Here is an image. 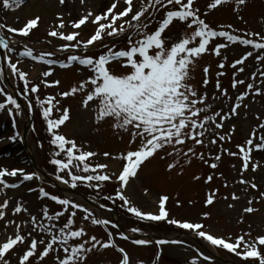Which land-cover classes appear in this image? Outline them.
Segmentation results:
<instances>
[{
    "label": "rangeland",
    "instance_id": "obj_1",
    "mask_svg": "<svg viewBox=\"0 0 264 264\" xmlns=\"http://www.w3.org/2000/svg\"><path fill=\"white\" fill-rule=\"evenodd\" d=\"M149 0H134L136 9L139 10L142 4L146 5ZM211 0H196L195 7L201 10V18L205 19L207 23L214 29L220 30L221 25H233L236 30L234 34L243 35L245 32L251 34L259 32L264 34V0H246V4L237 6L236 0H229L228 3L222 4L215 10H209L208 4ZM113 0H65V4L61 5L59 0H23L19 8L11 10L4 9L0 4V24L8 27H15L17 29L23 28L26 22L40 17L39 25L34 32L32 31L28 37H23L18 34L7 32V28L2 29V34L13 51L6 50V56L12 63H17V67L28 73L29 88L26 90L24 82L20 80L19 76L12 72L8 62V77L15 86L24 104L32 114V123L30 122L25 111L20 107L16 109L15 106L7 105L4 110H0V140L6 136L7 133L17 134L23 138L24 129L30 124L28 131L27 143L33 156V162L46 174L50 175L53 180L64 189L72 188L70 184L66 185L60 180L56 179L57 175L63 176L64 179H70L67 172L59 173L57 166L51 163L52 159H66L62 153L60 157H56L54 153L58 151L56 146L50 143L52 137L47 130V123L43 117V107L37 102L39 100H46L50 96H55L58 101V108L53 110V117L58 118L60 115L59 109L70 108V120L60 128V133L69 139H73L78 145L82 146L86 151H94L99 155L91 159L93 165L97 163H106L109 165V174L118 175L122 170L123 161L114 159L120 153L127 150L135 149L136 144L130 145V137L127 133L115 131L110 123H101L97 125L94 120V115L91 110H86L81 106V100L84 93H78L76 96L62 97L59 93L69 91L71 87L77 86L81 81L85 80L91 73L82 66L74 63L69 69H62L59 66H49L40 61H34L30 57H23L20 55L25 50V45L32 47L34 55H40L44 52H54L58 57H46L56 62H67L68 57L75 55H90L98 57L107 51L102 44H97L90 48L87 53L81 50L71 48L68 51H60V47L65 43L58 38H53L48 35V32L53 30V25H58L62 17L68 27L64 29L66 33H71L74 29L71 28V22L78 20L86 15L89 11L100 14L104 12ZM123 0H121L118 9L123 7ZM168 9L160 6H155L149 10L147 16L149 17L150 28L149 31H154L159 22L165 16ZM207 13V15H204ZM243 17V19H241ZM144 18H142L143 20ZM94 25L90 22L86 23L80 31V39H84L94 31ZM190 31V30H189ZM185 32V25L174 22L164 33L165 37L170 42L178 41ZM33 34V35H32ZM127 34L116 38H105L104 44L109 45L113 49L119 50L127 46ZM73 44L75 42H72ZM218 43H227L223 38H216L209 47H214ZM248 51H253V56L250 57L243 65L244 71L241 73L237 69H233L231 65L235 60L243 57ZM67 53L69 56L65 59L62 55ZM259 54H264L261 52ZM258 53L250 46H244L239 43L229 44L226 49L221 50V56L217 57L209 52L204 54L196 62L194 70L191 72L192 79L190 83L196 87L200 93H207V103L211 105V110L207 115H212L215 112H221V115L230 113L232 107L239 101L237 97L247 91L246 85L254 83L257 87L264 91V84H261L260 72L264 71V63L257 61ZM227 60H224V57ZM224 63L225 67L220 68L219 64ZM117 68L116 64L112 65ZM209 68L207 76L203 69ZM50 71L51 75L43 77V72ZM220 73H224L220 75ZM253 73L256 74V79L253 80ZM207 78L208 84L204 85V80ZM233 78L244 80L245 84L237 85L235 89L232 88ZM47 80L49 84L53 81L59 80L58 86H46L43 81ZM219 81L221 89L217 90L216 84ZM40 85L38 93L31 92V87ZM0 88L4 91L0 93V103H6V95H11L10 90L4 83L2 68L0 64ZM227 90L228 96L222 95L223 90ZM13 96V95H12ZM215 97V99H213ZM14 98V97H13ZM15 99V98H14ZM31 101V104L29 103ZM241 107L237 110L238 115H232L228 120L222 121L224 127L216 129V135L204 137V145H195L189 141L186 145L178 146L183 151H187L189 147L195 148L196 153H204L205 161L198 158V155L191 157L192 162L189 164L188 159L181 152L177 156H169L168 151H175L169 148L161 150L154 158L147 161L142 170L138 172L136 178L130 180L128 187L125 189V194L131 201L132 206L139 208L145 213L158 214L159 199L163 195L169 196L166 204V209L169 212L168 219L177 220L180 222H200L206 225L204 231L210 232L215 236L223 237H237L240 234L250 232L253 239L260 235H264V202H261V195L264 194V150H254L252 153L253 162H259L261 167L258 171L253 172L251 166L249 171L241 177L242 159L228 154L229 151L237 152V145L245 144L250 138V133L253 129L258 128L260 123H264V95L249 94L244 101L240 102ZM49 105H45L47 107ZM9 108L12 109L9 112ZM260 119H257V117ZM219 119V118H218ZM235 126V132L232 128ZM213 128L214 125H208ZM219 135L231 136L230 140L218 141L217 144L210 143L211 139H218ZM21 138V139H22ZM139 141H137V144ZM20 146V144H18ZM18 145H14L12 149L15 152L19 151ZM223 149V151L221 150ZM11 152V154H12ZM104 152L111 153V157L105 158ZM19 153V152H17ZM0 152V168L11 170L13 168L23 169L26 174H35L33 171V162L30 161V167H21L20 162H16L11 156L2 155ZM216 155H221L220 161H215L213 158ZM3 160L11 161L8 164L2 165ZM15 161V162H14ZM171 163H177V167L171 171L168 166ZM210 163H218L216 169H212ZM235 165V167H233ZM76 174L79 170L73 169ZM86 175V174H84ZM212 175L213 181L206 183L207 176ZM200 176V180L195 177ZM8 184H16V187H4L0 185V203L5 200L8 201V207L3 209L5 212V219L0 220V242L6 240L15 232V225L9 224V221H15L16 224L23 225L21 234L27 235L32 232V237L28 239L30 243L31 238L49 239L45 233H40L38 230L33 231L31 217H37V221L43 220L45 224L55 223L57 227L62 226L67 219V213L59 221L49 222L43 218V209L46 207L50 215H54L58 211H62V206L52 201L50 198L43 197L40 189L50 192L51 195H56L64 199H70L76 203L84 205L89 208L91 212L99 219H107L111 223L105 228L104 226L91 225L90 222H84L82 217L83 212L77 213V225L84 224L86 230L91 235H96L101 241L107 239V233L111 231L115 239L117 248H124L129 254L130 264H191L193 260L196 264H224L217 260L212 255V252L218 254L226 261H232L235 264H258V261H244L241 257L236 256L225 249L212 246L206 239H201L203 244L200 245L194 239L182 238L177 241L179 243H172L167 246L156 247L152 244L142 245L141 247L121 239V232L118 230L114 218L98 209L93 208L81 197L71 193H64L58 191L57 186L38 174H35L33 179L24 180L21 173H17L16 177L6 176L3 178ZM240 179H247L257 183L259 191L249 188L247 185L237 183ZM93 184L97 182L93 181ZM227 185V187H225ZM119 183L116 176H113L111 181L103 182L99 189L89 187L87 183H78L74 190L84 194L91 200H94L100 206L110 207L118 212L122 219V224L126 231L132 236H139L142 234H155L160 237L175 238L186 233L195 234L194 231L182 229L177 225L164 221H150L146 219H139L134 214L127 211L126 206H122L123 202L116 199L115 203L112 200L105 199L106 196H116V189ZM219 189L215 203L211 206L206 204V198L209 192H215ZM236 193L241 197L239 201H233L231 194ZM229 199L225 200L224 197ZM253 200L252 206L259 209L253 214L244 213L243 209L248 205V201ZM234 204L235 207H229ZM21 205L27 211H22L18 214H13L15 206ZM206 214H210L205 218ZM243 220V223L240 221ZM115 225V227H113ZM137 229V231H133ZM197 236V235H196ZM78 242V241H76ZM70 243H75L70 241ZM27 248V243L19 245L14 251L8 254V259L11 264H18L19 255H22ZM42 251L43 245L39 246ZM117 248L103 249L98 246L97 249L88 254L86 264H120L122 254L117 251ZM264 250V249H262ZM210 257L205 261L203 256ZM61 255H63L61 253ZM56 253L53 252L49 257L43 261L38 258H32L31 264H55Z\"/></svg>",
    "mask_w": 264,
    "mask_h": 264
},
{
    "label": "snow or ice",
    "instance_id": "obj_2",
    "mask_svg": "<svg viewBox=\"0 0 264 264\" xmlns=\"http://www.w3.org/2000/svg\"><path fill=\"white\" fill-rule=\"evenodd\" d=\"M84 0H81L83 3ZM196 0H149V2L136 9L134 0H123V7L120 10L121 0H113V3L102 13L95 14L89 11L86 15L78 20L71 22V28L74 29L71 33L63 31L68 27L62 17L58 25H53V30L48 32V35L53 38H58L65 43L60 47V51H68L71 48L81 50L87 53L90 48L102 44L107 51L98 57L90 55H71L67 62L61 63V68H70L74 63L87 69L91 75L81 81L77 86H73L69 91L59 93L62 97L76 96L78 93H84L81 106L86 110H91L94 115V120L97 125L101 123H110L111 127L117 132L127 133L130 137L129 144H136L135 149H129L122 152L114 159L123 161L122 170L118 175L109 174L107 171L109 165L106 163H97L93 165L91 159L99 154L94 151H86L82 146L78 145L73 139L67 138L60 133V128L70 120V108L59 109L60 115L58 118L53 117V110L58 108V101L55 96H50L46 100L37 102L43 107V117L47 123V130L51 134L50 143L58 149L54 153L56 157H60L63 153L66 159H52L51 163L57 166L59 173L67 172L70 179H64L63 176L57 175L56 179L62 183L76 188L78 183H87L89 187L99 189L103 182L111 181L113 176L119 183L116 189V196H106L105 199H118L123 202L122 206L127 207V211L134 214L139 219L150 221H164L177 225L178 227L190 231H194L200 238L206 239L212 246L225 249L236 256L241 257L244 261H258V264H264V235H260L253 239L251 233H243L237 237L215 236L210 232L204 231L206 225L200 222H180L170 220L169 212L166 209V204L169 196L163 195L159 199L158 214L151 212L145 213L139 208L132 206L131 201L125 194V189L128 187L130 180L136 178L141 166L150 159L154 158L161 150L169 148L175 151H168L169 156H177L181 152L184 156L189 157L188 163L192 162L191 157L198 155V158L205 161L204 153H196L195 148L189 147L187 151H183L178 146L186 145L191 141L195 145H204V137L206 135H216V129H222L224 124L222 121L228 120L232 115H238V109L242 106L240 102L251 93L253 95H264V91L257 87L254 83L246 85L247 91L237 97V102L231 109L230 113L221 115L217 111L212 115H207L211 110V105L207 103V93H200L194 85L190 83L192 79L191 72L196 66V62L206 53H213L215 56H221V50L226 49L229 44H241L250 46L258 55L256 59L260 63H264V34L253 32L251 34L245 32L243 35H236L233 25H221L220 30L214 29L201 18V10L195 7ZM229 0H211L208 4L209 10H215L222 4L228 3ZM23 0H0L4 9L11 10L19 8ZM61 5L65 4V0H59ZM237 6L246 4V0H236ZM155 6L168 9L165 16L159 22L158 27L154 31H149L150 22L147 14L150 9ZM207 15V13H204ZM142 18H144L142 20ZM243 19V17H241ZM40 17L30 19L26 22L23 28L8 27L0 24V29L7 28L8 33L18 34L23 37H28L32 30L39 25ZM94 25V31L88 37L80 39V31L86 23ZM174 22H179L185 25V32L182 37L175 42H170L165 37L164 33ZM190 30V31H189ZM127 34V46L116 50L107 44H104L105 38H116ZM216 38H223L227 43H218L214 47H209L213 44ZM72 42H75L74 44ZM0 47L13 51L9 47V40L4 36H0ZM23 57H30L34 61H40L51 65L55 61L46 59V57L54 56V52H42L40 55H34L33 49L25 45V50L20 53ZM253 56V51H248L243 57L234 61L231 65L233 69L243 65L250 57ZM227 60V57H224ZM116 64L117 68L112 65ZM9 67L13 73L19 76L24 82V87L29 88L27 79L28 73L21 71L17 67V63L9 61ZM220 68H224L225 64H219ZM239 72H243L244 68L239 67ZM205 75L209 72V68L203 69ZM224 73H220L223 75ZM43 77L51 75L50 71L43 72ZM264 77V71L260 72ZM252 79H256V74L253 73ZM46 86H58L59 80L53 81L51 84L47 80L43 81ZM261 84H264V79H261ZM208 80L205 78L204 85L207 86ZM245 84L244 80L233 78L232 88L237 85ZM217 90L221 89L219 81L216 84ZM0 88V93H3ZM40 85L31 87V92L38 93ZM222 95L227 97V90L222 91ZM6 103H0V110H4L7 105L20 108V104L12 95H6ZM215 99V97H213ZM31 104V101H29ZM45 105H49L45 107ZM12 111L11 108L8 109ZM219 118V119H218ZM257 119H260L258 116ZM214 125L209 128L208 125ZM235 132V126L232 128ZM14 139V137H10ZM230 140L231 136L219 135L218 139H211L210 143L217 144L218 141ZM137 141L139 143L137 144ZM238 151L228 154L242 159L241 177L251 169L256 172L260 169L261 164L253 162L252 153L254 150H264V123H260L258 128L253 129L250 133V138L245 144L237 145ZM223 151V149H221ZM104 157H111V153L104 152ZM215 161L222 159L221 155H216L213 158ZM212 169H216L218 163H210ZM177 167V163H171L168 170L171 171ZM235 167V165H233ZM73 169L79 170L76 174ZM21 173L24 180L33 179L35 174H26L23 169L13 168L11 170L0 168V185L4 187H16V184H8L3 178L6 176L16 177L17 173ZM86 174V175H84ZM213 176L209 175L206 178V183L213 181ZM200 180V176L195 177ZM97 182L93 184L92 182ZM237 183L247 185L249 188L259 191L257 183L247 179H240ZM227 187V185H225ZM219 189L215 192H209L206 198V204L211 206L215 203ZM43 197L50 199L62 206V211L50 215L48 209H43V218L49 222L59 221L67 213L66 222L62 226L57 227L55 223L45 224L43 220L37 221V217H31L33 231L45 233L49 239L31 238L32 232L27 235L21 234L23 225L16 224L15 221H9V224L15 225V232L0 242V264H11L7 258L8 254L14 251L19 245L27 243V248L22 255H19L18 264H31L32 258H38L43 261L53 252L56 253L55 264H86L88 254L97 249L98 246L103 249L117 248L113 233H107V239L101 241L96 235L89 236L84 224L77 225V213L83 212L82 220L90 222L91 225L104 226L107 228L110 221L107 219L97 218L89 208L76 203L70 199H63L56 195H51L43 188L40 189ZM225 200L229 197L225 196ZM233 201H239L241 197L236 193L231 194ZM261 202H264V194L261 195ZM253 200L248 201L247 207L243 209L246 214H253L259 209L252 206ZM8 207V201L0 203V220L5 219L3 209ZM103 207V205H102ZM229 207H235L230 204ZM26 212L27 209L21 205H17L13 209V214ZM210 214H206L208 218ZM243 223V220L240 221ZM115 227V225H113ZM137 231V229H133ZM121 239L127 240L128 236L121 234ZM73 241L75 243H70ZM78 241V242H76ZM179 243V241H171ZM137 245H147L150 241L145 239H137L133 241ZM164 244L167 241H159ZM43 245L42 251L39 246ZM122 254L120 264H130V258L127 251L119 247L117 248ZM61 253L63 255H61ZM205 261L210 257L203 255ZM191 264H196L193 260Z\"/></svg>",
    "mask_w": 264,
    "mask_h": 264
},
{
    "label": "bare ground",
    "instance_id": "obj_3",
    "mask_svg": "<svg viewBox=\"0 0 264 264\" xmlns=\"http://www.w3.org/2000/svg\"><path fill=\"white\" fill-rule=\"evenodd\" d=\"M10 137H14V139H10ZM16 143H17V145L20 143V137L15 136V135L10 134V133H7L6 136L0 140V152L3 153L2 155L11 156L12 159L14 158L16 162H20L21 167H24V168L30 167L29 162L32 159L31 151L26 150V147H24L22 145H20V146L18 145L19 151H17V152H19V153L15 152L17 154V155H15L14 152H12V151H15L14 149H12V147ZM11 152H12V154H11ZM10 162L11 161H9V160H3L2 165L8 164ZM146 163H147V161L145 162V164L143 166H145ZM142 167L140 170H142ZM31 171H34V170H31Z\"/></svg>",
    "mask_w": 264,
    "mask_h": 264
}]
</instances>
